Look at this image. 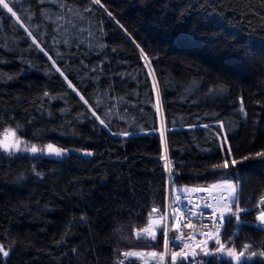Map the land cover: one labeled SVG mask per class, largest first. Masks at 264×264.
I'll return each mask as SVG.
<instances>
[{
    "label": "trees",
    "instance_id": "trees-1",
    "mask_svg": "<svg viewBox=\"0 0 264 264\" xmlns=\"http://www.w3.org/2000/svg\"><path fill=\"white\" fill-rule=\"evenodd\" d=\"M7 2L0 128L91 155L0 152V264H141L122 252L163 253L162 229L139 231L168 189L225 179L244 209L225 218V249L264 251V0Z\"/></svg>",
    "mask_w": 264,
    "mask_h": 264
},
{
    "label": "snow or ice",
    "instance_id": "snow-or-ice-1",
    "mask_svg": "<svg viewBox=\"0 0 264 264\" xmlns=\"http://www.w3.org/2000/svg\"><path fill=\"white\" fill-rule=\"evenodd\" d=\"M94 3L96 4H100V0H93ZM101 7H103V5H101ZM0 8L2 9H6L8 13H11L12 16H15L16 13L13 11V7H10L9 3L7 2V0H0ZM106 11V10H105ZM109 15H111V13H108ZM29 36H31V33H28ZM33 43H36V41L34 40ZM41 51H43V49H41ZM46 54V53H45ZM49 59H51V57H49ZM55 63V62H53ZM57 72H60L61 76H64V73L60 71L59 68L56 69ZM65 80H67V77H65ZM68 86L70 88L73 89V91H76V89L74 88V86L71 84V82H68ZM79 94V93H77ZM49 93L45 92L44 96H48ZM81 100H84V97L81 96L80 97ZM85 103H87V101H85ZM93 116L96 115L95 112L92 113ZM97 119H99V117H97ZM101 124L104 123L103 120L100 121ZM17 127H21L20 125H16ZM4 141H7L9 144V149L8 150H12L11 146L14 145L15 146V151L17 153H20L21 150V144L23 143L24 145V151H28V152H32V153H36L38 151L37 147L35 144H32L31 147H27V145L29 144L26 141H22L21 139H17L16 133L15 131H12L10 128H6L3 135L0 136V146L3 145ZM45 149L47 152V155H54L56 157H61L65 154V150L59 147L54 146L52 143H48L45 145ZM229 154H231V149H228ZM91 153H89L90 155ZM257 156L260 157H264V151L256 153ZM245 159H248V157H245ZM232 165L234 166L237 161L235 159H233L231 161ZM223 167L224 168H228L229 167V162L228 160H225L223 162ZM212 188H221V187H226L227 189H230L233 193L236 191L234 185L227 179H225L223 181V183L221 185H212ZM196 191H210V189L208 188H204V189H196ZM180 198L177 197V201H179ZM233 199L231 197H229V203L228 204H219V202L217 203V206L214 208V206L212 204H204L201 208L200 205H195L194 207L196 209H200V211L196 212V211H192L191 208H189L187 205H184V209L185 211H187L190 215L193 216H206V214L204 213V211L202 209H212L211 215L207 216L208 219H211L213 222V225L216 227V232L215 234H213L212 232H203L202 235H204L205 237H207L208 240L214 241L215 245H218L219 247L216 248V252L217 253H221L226 255L227 257L231 258V260H234L236 262V264H240L242 258L245 257V252L244 251H240L237 252L233 247H227L226 252H225V248L226 245L221 241V239L219 238L221 235V229L219 227V225H222L224 223L225 220V213H228V220L230 221L232 219V217L234 216L236 221L239 222L241 220V217L239 215V213L243 212L244 209H241L238 204L236 205V209L235 212H233ZM219 210V211H218ZM157 211V209H153V212ZM176 212L180 211V208H176L175 209ZM218 217V220H217ZM260 224L264 225V212H261L257 218H256ZM173 228H177L179 230V220L176 219L174 217V223L172 225ZM189 227H195V225L189 224ZM163 231V235H164V243L165 246L167 247L168 244L170 243L169 237H168V231H167V227L162 229ZM143 232L145 233H149L150 229L145 228L143 229ZM185 237H187L188 239H194V237L189 234V233H184L183 231H181V234L179 236L174 237L172 243L173 246L178 247L179 245L175 244V241H183L185 239ZM151 239L152 240H156L157 239V235L155 231H151ZM190 246L187 243L183 244V249H188ZM196 247H200V245H196ZM246 249L249 247L248 245L244 246ZM203 256L204 257H209L211 256L213 253L207 251V250H203ZM0 253H2V255L4 257L8 256V252L4 250L3 246H0ZM167 253H161V254H157L155 252L151 253L152 256H157L159 255L160 260H161V264H163V260H164V256ZM123 255L127 258L133 255V253H123ZM139 255V254H137ZM257 255H259L260 257H264V251H261L260 253H256V252H251L250 255L247 257V259H252L253 257H256ZM189 252L187 251H178V252H172L171 253V264H177V260L178 258H180V264H185L186 261H189ZM191 257H192V261L193 264H199L198 261H195V257H196V252L195 250L192 251L191 253ZM217 259L219 260L220 257H217ZM120 264H124V261H120ZM204 264H208L207 260L204 261Z\"/></svg>",
    "mask_w": 264,
    "mask_h": 264
},
{
    "label": "built area",
    "instance_id": "built-area-1",
    "mask_svg": "<svg viewBox=\"0 0 264 264\" xmlns=\"http://www.w3.org/2000/svg\"><path fill=\"white\" fill-rule=\"evenodd\" d=\"M177 197L180 198L179 201H177ZM229 197L231 195L226 191L223 190L221 192V200L219 201V204H228L229 203ZM212 204L214 208L217 206L218 202H214L212 196L208 192H196L194 194H188L185 192H176L171 193L168 189L167 195H166V202H165V219H166V227L168 231V237L170 240V243L168 246H165L164 243V235H163V253H167L164 256L163 264H171V253L172 252H178V251H187L189 252L191 257V253L193 250H195L196 255L198 253H203V250L209 251L210 248L215 245L214 241L208 240L207 237L202 235L203 232H212L215 234L216 227L213 225V222L211 219H208L207 216L211 215L212 209H202L206 216H193L190 215L187 211L184 209V205H187L189 208L192 209V211H200V209H196L195 205H200L201 208L204 204ZM180 208L179 212H176L175 209ZM219 211V210H218ZM170 212H173L176 219L179 220V230L177 228H174L173 233L169 230V214ZM228 213H225V218L228 216ZM218 220V217H217ZM189 224L195 225V227H189ZM221 229V235L220 239L222 238V234L225 227V220L222 225H219ZM181 231L184 233L191 234L194 239H188L185 237L183 241H175V244L179 245L178 247L173 246V239L176 236H179L181 234ZM187 243L189 244L188 249H183V244ZM200 245V247H196V245Z\"/></svg>",
    "mask_w": 264,
    "mask_h": 264
},
{
    "label": "rangeland",
    "instance_id": "rangeland-1",
    "mask_svg": "<svg viewBox=\"0 0 264 264\" xmlns=\"http://www.w3.org/2000/svg\"><path fill=\"white\" fill-rule=\"evenodd\" d=\"M71 153L79 154V155L84 156V157H88V156L91 155V154L89 155V153H91L90 151H74V150L73 151H70V150H65V154L62 157H66V156H68ZM44 156H46V157H52L54 155H44ZM222 183H223V181H218V182H215L212 185H221ZM211 186L209 187L210 191H207V192L211 194L214 202H219L221 200V192L223 190H226L231 195V198L234 201V199H235V192L233 193L230 189H227L226 187L212 188ZM179 191L180 192H185V193H188V194H194V193L198 192V191H196V188H190V187H188V188H186V187L185 188H180L178 190V192ZM261 204H264V198H262ZM261 212H264V210H261ZM157 215L161 216L160 217L161 221L156 226H152V227H150L149 224H148L146 226V228L150 229V232L149 233L143 232V229H145V228H143L142 230L139 231V234L141 236H144V237H147V238H150L151 239V231H155L156 232V235H157V233H158L159 230H161V229H163V228L166 227V224H165L166 219H165L164 213L163 214H157ZM174 217H175L174 213L173 212H170V214H169V221H168L169 222L168 225H169L170 232L172 230H174V228L172 227V225L174 223ZM218 247H219L218 245H214L212 248H210L209 252L214 253V254H217V257H220V259H226L228 261H231V262L236 263L234 260H231V258L227 257L226 255L221 254V253H217L215 250ZM225 252H226V249H225ZM123 253H126V252L123 251L122 254ZM127 253H133V255L130 256V257L137 258L140 261L141 264H145V263H147L149 261H155V260H156V262H158L159 264H161L160 257L158 255L157 256H152L151 255V253H153L152 251H148V252L144 253V252H141L139 250H133V251H129ZM137 254H139V255H137ZM248 256L249 255L246 254L245 257L242 258V260H246ZM202 257H204V256H202Z\"/></svg>",
    "mask_w": 264,
    "mask_h": 264
},
{
    "label": "clouds",
    "instance_id": "clouds-1",
    "mask_svg": "<svg viewBox=\"0 0 264 264\" xmlns=\"http://www.w3.org/2000/svg\"><path fill=\"white\" fill-rule=\"evenodd\" d=\"M6 128H10L12 131H15L17 139H21L23 141V139L19 135V133H20V131L22 129H21V127H17V126H5L4 128H0V136L3 135V133H4ZM32 144H35L37 149H38V151L36 153L24 151L23 143L21 144L20 153H26V154H29V155H35V154L47 155V152H46V149H45V145L37 144V143H30V144L27 145V147L30 148ZM11 148H12V150H8L9 149V144H8L7 141H4L3 145L0 146V152L4 153L7 156L14 157L17 154V152L15 151V146L12 145Z\"/></svg>",
    "mask_w": 264,
    "mask_h": 264
},
{
    "label": "crops",
    "instance_id": "crops-1",
    "mask_svg": "<svg viewBox=\"0 0 264 264\" xmlns=\"http://www.w3.org/2000/svg\"><path fill=\"white\" fill-rule=\"evenodd\" d=\"M161 216L155 214V215H152L150 218H149V226L152 227V226H156L160 221ZM146 228V227H145Z\"/></svg>",
    "mask_w": 264,
    "mask_h": 264
},
{
    "label": "water",
    "instance_id": "water-1",
    "mask_svg": "<svg viewBox=\"0 0 264 264\" xmlns=\"http://www.w3.org/2000/svg\"><path fill=\"white\" fill-rule=\"evenodd\" d=\"M199 192H204V191H199ZM260 214V213H259ZM258 214V215H259ZM257 215V216H258ZM258 221V220H257ZM258 223L260 224V222L258 221ZM260 225H262V224H260ZM195 261H198V259L195 257ZM185 264H193V261H192V257H189V261H186L185 262Z\"/></svg>",
    "mask_w": 264,
    "mask_h": 264
}]
</instances>
